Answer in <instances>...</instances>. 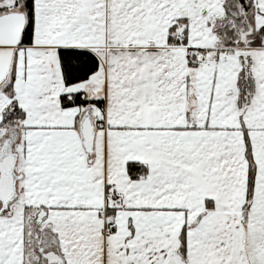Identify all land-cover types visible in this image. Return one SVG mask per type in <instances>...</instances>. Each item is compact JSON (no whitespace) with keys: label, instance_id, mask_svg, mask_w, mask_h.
<instances>
[{"label":"snow or ice","instance_id":"6c2138e0","mask_svg":"<svg viewBox=\"0 0 264 264\" xmlns=\"http://www.w3.org/2000/svg\"><path fill=\"white\" fill-rule=\"evenodd\" d=\"M0 264H264V0H0Z\"/></svg>","mask_w":264,"mask_h":264}]
</instances>
